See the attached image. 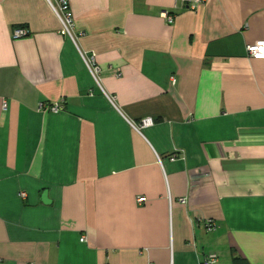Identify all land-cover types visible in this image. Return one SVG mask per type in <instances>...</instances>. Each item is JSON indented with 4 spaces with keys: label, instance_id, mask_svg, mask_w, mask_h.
<instances>
[{
    "label": "crops",
    "instance_id": "crops-1",
    "mask_svg": "<svg viewBox=\"0 0 264 264\" xmlns=\"http://www.w3.org/2000/svg\"><path fill=\"white\" fill-rule=\"evenodd\" d=\"M67 1L0 0V264H264V0Z\"/></svg>",
    "mask_w": 264,
    "mask_h": 264
},
{
    "label": "built area",
    "instance_id": "built-area-1",
    "mask_svg": "<svg viewBox=\"0 0 264 264\" xmlns=\"http://www.w3.org/2000/svg\"><path fill=\"white\" fill-rule=\"evenodd\" d=\"M181 2H186L188 7L191 9H196L199 5L203 4L207 0H178ZM51 9L54 11L56 16L61 22V32L67 36H69L73 42L76 43V34L74 32V23H73V18L72 14L69 8V3L67 0H57L56 3L51 2L48 0ZM162 17L165 19L167 23H172L174 16L166 11L161 12ZM28 35V30L23 28V27H16L13 29L12 32V37L13 38H20L23 36ZM247 52L249 56L253 58H262L264 59V40H258L255 41L247 46ZM80 55L89 70L91 76L93 77L95 83L97 85H100L99 82V73H100V68L99 66L95 63L94 60V54L90 53H83L80 52ZM116 74H120L119 71H117ZM171 82L174 84L176 82V79L174 76H171ZM7 103L5 100L2 101V108L6 109ZM38 108L43 110L44 112L52 111L56 112L62 108L61 102H54V103H46V102H40L38 104ZM153 123V119L151 117H145L139 120V122H133L131 123L136 129L140 130V128L149 126ZM170 159H174V156H170ZM21 196L25 195V192H20ZM138 202H143L145 201V197L141 196L137 198ZM181 201H184V199H181ZM205 229L207 231H213L216 229V223L212 219H207L204 222ZM84 236L81 237V240H84ZM217 258V254L215 253H210L207 254L203 257V259L199 262V264H212Z\"/></svg>",
    "mask_w": 264,
    "mask_h": 264
},
{
    "label": "water",
    "instance_id": "water-1",
    "mask_svg": "<svg viewBox=\"0 0 264 264\" xmlns=\"http://www.w3.org/2000/svg\"><path fill=\"white\" fill-rule=\"evenodd\" d=\"M41 200L47 202V193L45 191H43L41 194Z\"/></svg>",
    "mask_w": 264,
    "mask_h": 264
}]
</instances>
